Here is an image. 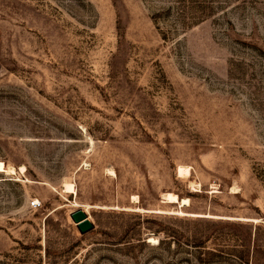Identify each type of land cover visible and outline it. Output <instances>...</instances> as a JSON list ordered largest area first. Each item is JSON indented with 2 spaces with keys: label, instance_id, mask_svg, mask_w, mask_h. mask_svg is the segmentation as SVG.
<instances>
[{
  "label": "rangeland",
  "instance_id": "obj_1",
  "mask_svg": "<svg viewBox=\"0 0 264 264\" xmlns=\"http://www.w3.org/2000/svg\"><path fill=\"white\" fill-rule=\"evenodd\" d=\"M0 264H264V0H0Z\"/></svg>",
  "mask_w": 264,
  "mask_h": 264
},
{
  "label": "bare ground",
  "instance_id": "obj_2",
  "mask_svg": "<svg viewBox=\"0 0 264 264\" xmlns=\"http://www.w3.org/2000/svg\"><path fill=\"white\" fill-rule=\"evenodd\" d=\"M85 165H87V164H85ZM19 169H20V172L22 173L25 170V167L21 166ZM7 173H15V170L13 168H8L7 169ZM110 173L115 176V172L114 171H110ZM190 174H191V171H190V169L188 167H183V166H179L178 167L177 175H178L179 178H184V179L188 178V177H190ZM191 184L189 186L191 188V192H193L195 194L201 192V189H200L201 187L199 185L200 183L199 184H192V185ZM74 186L75 185H73L71 183L65 184V186H64L65 192L74 194L76 192ZM233 191H234V187H233ZM161 197H162V204H164V205L178 204L181 209H185V208H188V207L191 206V201L187 197L179 198L176 194H173V193H164V194H162ZM180 212H181V214H183L182 210ZM150 242L155 243V240L152 239Z\"/></svg>",
  "mask_w": 264,
  "mask_h": 264
},
{
  "label": "water",
  "instance_id": "obj_3",
  "mask_svg": "<svg viewBox=\"0 0 264 264\" xmlns=\"http://www.w3.org/2000/svg\"><path fill=\"white\" fill-rule=\"evenodd\" d=\"M71 219L76 224L81 235H86L94 230L95 226L85 213L84 210L79 209L71 214Z\"/></svg>",
  "mask_w": 264,
  "mask_h": 264
},
{
  "label": "built area",
  "instance_id": "obj_4",
  "mask_svg": "<svg viewBox=\"0 0 264 264\" xmlns=\"http://www.w3.org/2000/svg\"><path fill=\"white\" fill-rule=\"evenodd\" d=\"M30 207L33 209H39L41 207V203L37 200L31 201Z\"/></svg>",
  "mask_w": 264,
  "mask_h": 264
}]
</instances>
